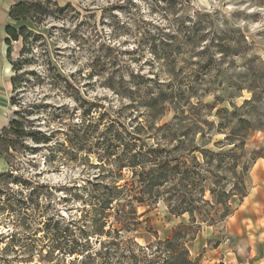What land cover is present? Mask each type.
Segmentation results:
<instances>
[{
	"label": "clouds",
	"instance_id": "1",
	"mask_svg": "<svg viewBox=\"0 0 264 264\" xmlns=\"http://www.w3.org/2000/svg\"><path fill=\"white\" fill-rule=\"evenodd\" d=\"M0 264H264V0H0Z\"/></svg>",
	"mask_w": 264,
	"mask_h": 264
}]
</instances>
